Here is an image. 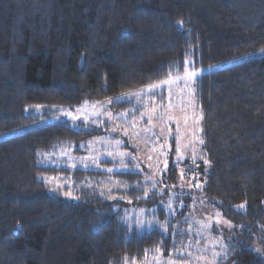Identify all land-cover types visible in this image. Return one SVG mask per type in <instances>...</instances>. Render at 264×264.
Wrapping results in <instances>:
<instances>
[{
  "label": "trees",
  "instance_id": "obj_1",
  "mask_svg": "<svg viewBox=\"0 0 264 264\" xmlns=\"http://www.w3.org/2000/svg\"><path fill=\"white\" fill-rule=\"evenodd\" d=\"M263 46L264 0H0V133ZM150 97L166 103L162 90ZM134 99L115 107L136 113ZM193 99L199 158L183 161L185 185L170 164L159 195L146 193L140 172L112 173L125 186L108 190L111 174L69 159L106 133V121L60 120L0 138V264L169 256L190 223L186 203L173 213L161 205L172 189L179 200L200 195L233 224L215 264H264V55L197 76ZM129 204L167 225L136 227Z\"/></svg>",
  "mask_w": 264,
  "mask_h": 264
},
{
  "label": "rangeland",
  "instance_id": "obj_2",
  "mask_svg": "<svg viewBox=\"0 0 264 264\" xmlns=\"http://www.w3.org/2000/svg\"><path fill=\"white\" fill-rule=\"evenodd\" d=\"M262 49L264 46L199 68L187 67L179 75L101 101L60 107L54 116L4 131L0 138L60 120L106 121L109 124L106 133L92 140L87 147L80 148L79 156L70 154L69 159L78 158L80 162L111 174L108 175V190H120L125 186L112 173L131 170L142 174L146 193L162 194V172L170 164L176 168L179 185H185L188 180L182 176L185 171L183 161L199 158L200 114L193 99L194 78L235 62L262 56ZM188 73L195 75L189 77ZM159 90L164 91L166 103L150 97L152 92ZM143 94L145 97L141 98ZM131 97L137 98L134 100L139 103L138 112L117 110L118 101ZM171 138L175 139V154L171 153ZM178 194V190L172 189L160 202L166 213L175 212L185 203L188 205L186 216L190 223L185 246L169 256L157 253L136 264H215L225 254L227 241L235 235L231 221L200 195L186 201L177 199ZM115 195L119 198V194ZM150 211L130 204L124 209L126 218L138 228L167 225L166 220H159Z\"/></svg>",
  "mask_w": 264,
  "mask_h": 264
},
{
  "label": "snow or ice",
  "instance_id": "obj_3",
  "mask_svg": "<svg viewBox=\"0 0 264 264\" xmlns=\"http://www.w3.org/2000/svg\"><path fill=\"white\" fill-rule=\"evenodd\" d=\"M262 51H264V49H262ZM195 73H188V76L191 77V76H194ZM70 195V194H69ZM240 207H244V205H240Z\"/></svg>",
  "mask_w": 264,
  "mask_h": 264
}]
</instances>
